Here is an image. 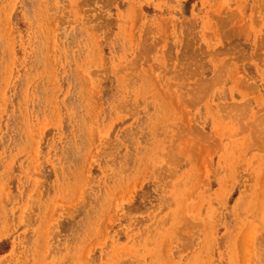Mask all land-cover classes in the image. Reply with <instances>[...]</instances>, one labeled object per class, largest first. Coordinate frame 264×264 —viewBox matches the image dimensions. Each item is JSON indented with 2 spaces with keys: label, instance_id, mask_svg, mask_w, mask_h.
I'll return each mask as SVG.
<instances>
[{
  "label": "rangeland",
  "instance_id": "rangeland-1",
  "mask_svg": "<svg viewBox=\"0 0 264 264\" xmlns=\"http://www.w3.org/2000/svg\"><path fill=\"white\" fill-rule=\"evenodd\" d=\"M0 264H264V0H0Z\"/></svg>",
  "mask_w": 264,
  "mask_h": 264
}]
</instances>
